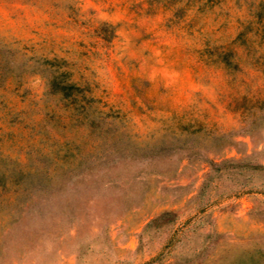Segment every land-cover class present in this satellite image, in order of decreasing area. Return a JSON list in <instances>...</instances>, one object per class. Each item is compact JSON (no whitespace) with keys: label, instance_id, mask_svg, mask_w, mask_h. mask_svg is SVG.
<instances>
[{"label":"rangeland","instance_id":"rangeland-1","mask_svg":"<svg viewBox=\"0 0 264 264\" xmlns=\"http://www.w3.org/2000/svg\"><path fill=\"white\" fill-rule=\"evenodd\" d=\"M263 113L264 0H0V264L264 249Z\"/></svg>","mask_w":264,"mask_h":264},{"label":"trees","instance_id":"trees-1","mask_svg":"<svg viewBox=\"0 0 264 264\" xmlns=\"http://www.w3.org/2000/svg\"><path fill=\"white\" fill-rule=\"evenodd\" d=\"M257 14V13H256ZM225 62L226 60L223 59ZM47 62L48 72L44 74L48 88L52 92H59L63 97L71 94V88L75 87L73 82L67 81L65 75L67 74L59 66L51 67L52 61ZM264 117V113L262 115ZM258 120L261 121V117L253 120V123ZM252 122V121H251ZM242 132L250 135V128L242 127ZM255 169H264V162H255L250 166ZM2 175L0 174V182ZM228 264H264V249L260 246H254L249 250H245L244 253H238L228 262Z\"/></svg>","mask_w":264,"mask_h":264}]
</instances>
